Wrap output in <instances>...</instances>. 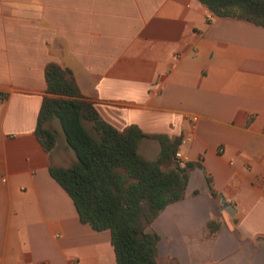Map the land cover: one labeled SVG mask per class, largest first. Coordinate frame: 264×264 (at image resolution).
I'll list each match as a JSON object with an SVG mask.
<instances>
[{
	"label": "crops",
	"instance_id": "1",
	"mask_svg": "<svg viewBox=\"0 0 264 264\" xmlns=\"http://www.w3.org/2000/svg\"><path fill=\"white\" fill-rule=\"evenodd\" d=\"M52 63L104 121L182 136L183 164L202 165L152 225L159 264H264V27L198 0H0V264H117L111 232L83 224L50 174L74 151L35 134Z\"/></svg>",
	"mask_w": 264,
	"mask_h": 264
},
{
	"label": "trees",
	"instance_id": "2",
	"mask_svg": "<svg viewBox=\"0 0 264 264\" xmlns=\"http://www.w3.org/2000/svg\"><path fill=\"white\" fill-rule=\"evenodd\" d=\"M198 1L215 17L264 27V0ZM46 82L35 134L51 153L57 146V121L77 158L67 168L51 166V176L71 197L83 224L111 232L117 264H159L161 237L152 225L168 207L185 200L190 173L202 165L183 164L177 157L182 136L148 135L135 125L120 131L104 121L82 96L71 70L49 64ZM144 138L161 146L155 161L139 152ZM205 177L212 197L220 201L212 176ZM221 226L220 221H209L210 237L215 238Z\"/></svg>",
	"mask_w": 264,
	"mask_h": 264
},
{
	"label": "rangeland",
	"instance_id": "3",
	"mask_svg": "<svg viewBox=\"0 0 264 264\" xmlns=\"http://www.w3.org/2000/svg\"><path fill=\"white\" fill-rule=\"evenodd\" d=\"M54 125V124H53ZM55 129L59 130V124L58 122L55 123L54 125ZM57 144L61 147L62 145L65 146L66 145V140L65 137L63 135V132L60 130L59 134H58V139H57ZM177 261L176 259H171V261L167 262L163 260V264H175Z\"/></svg>",
	"mask_w": 264,
	"mask_h": 264
},
{
	"label": "water",
	"instance_id": "4",
	"mask_svg": "<svg viewBox=\"0 0 264 264\" xmlns=\"http://www.w3.org/2000/svg\"><path fill=\"white\" fill-rule=\"evenodd\" d=\"M221 201H222V209L223 210H229L230 208H232V206H230L229 204H226V199L224 198V196H221Z\"/></svg>",
	"mask_w": 264,
	"mask_h": 264
},
{
	"label": "built area",
	"instance_id": "5",
	"mask_svg": "<svg viewBox=\"0 0 264 264\" xmlns=\"http://www.w3.org/2000/svg\"><path fill=\"white\" fill-rule=\"evenodd\" d=\"M177 157H178L180 160H182V159H181V158H182V157H181V154L178 153V154H177Z\"/></svg>",
	"mask_w": 264,
	"mask_h": 264
}]
</instances>
